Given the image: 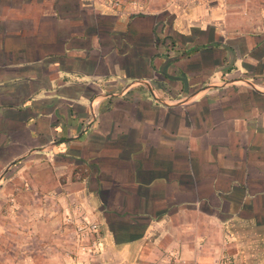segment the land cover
I'll return each mask as SVG.
<instances>
[{
  "label": "crops",
  "instance_id": "1",
  "mask_svg": "<svg viewBox=\"0 0 264 264\" xmlns=\"http://www.w3.org/2000/svg\"><path fill=\"white\" fill-rule=\"evenodd\" d=\"M175 1L0 0V264H264V0Z\"/></svg>",
  "mask_w": 264,
  "mask_h": 264
},
{
  "label": "built area",
  "instance_id": "2",
  "mask_svg": "<svg viewBox=\"0 0 264 264\" xmlns=\"http://www.w3.org/2000/svg\"><path fill=\"white\" fill-rule=\"evenodd\" d=\"M62 232L67 243V258L75 259L89 256L99 257L102 250L101 226L97 220L90 219L82 207L76 203L65 213L62 221ZM78 256V257H77ZM214 264H227V257Z\"/></svg>",
  "mask_w": 264,
  "mask_h": 264
},
{
  "label": "rangeland",
  "instance_id": "3",
  "mask_svg": "<svg viewBox=\"0 0 264 264\" xmlns=\"http://www.w3.org/2000/svg\"><path fill=\"white\" fill-rule=\"evenodd\" d=\"M101 3L105 4L109 8L113 9H123L127 4L131 6V9L129 12H148L149 9L146 6L145 0H131L130 2L126 3L124 0H99ZM195 5L191 2V0H176L174 5V10L176 8H179V11H183V9L188 8L192 9ZM172 16V14H171ZM169 17H167L168 20ZM173 19V18H172ZM171 19V20H172ZM168 22V21H167ZM5 215L4 210L2 207H0V220ZM78 257V256H77ZM70 262L72 264H92L93 260L89 256H81L80 258L70 259Z\"/></svg>",
  "mask_w": 264,
  "mask_h": 264
}]
</instances>
